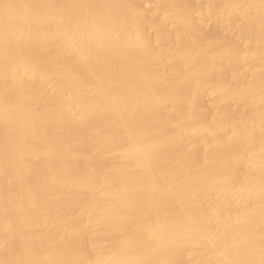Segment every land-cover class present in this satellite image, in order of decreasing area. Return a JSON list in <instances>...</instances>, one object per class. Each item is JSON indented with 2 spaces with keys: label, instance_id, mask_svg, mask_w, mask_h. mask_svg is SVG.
I'll use <instances>...</instances> for the list:
<instances>
[{
  "label": "bare ground",
  "instance_id": "1",
  "mask_svg": "<svg viewBox=\"0 0 264 264\" xmlns=\"http://www.w3.org/2000/svg\"><path fill=\"white\" fill-rule=\"evenodd\" d=\"M0 264H264V0H0Z\"/></svg>",
  "mask_w": 264,
  "mask_h": 264
}]
</instances>
